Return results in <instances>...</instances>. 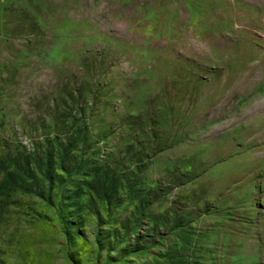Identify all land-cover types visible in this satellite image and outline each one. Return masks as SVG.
I'll use <instances>...</instances> for the list:
<instances>
[{"label":"rangeland","instance_id":"rangeland-1","mask_svg":"<svg viewBox=\"0 0 264 264\" xmlns=\"http://www.w3.org/2000/svg\"><path fill=\"white\" fill-rule=\"evenodd\" d=\"M96 77L117 192L1 194L0 264H264V0H0L2 151Z\"/></svg>","mask_w":264,"mask_h":264},{"label":"trees","instance_id":"trees-1","mask_svg":"<svg viewBox=\"0 0 264 264\" xmlns=\"http://www.w3.org/2000/svg\"><path fill=\"white\" fill-rule=\"evenodd\" d=\"M102 88L96 77L89 81L86 95H67L69 105L52 112L49 131L33 136L31 147L13 141L14 146L0 149V195L22 188L71 226L81 218V207L97 213L96 205L89 206L94 197L108 206L119 187L118 176L99 159V150L92 149L112 132L95 125L103 111ZM82 187L93 194L80 204Z\"/></svg>","mask_w":264,"mask_h":264}]
</instances>
